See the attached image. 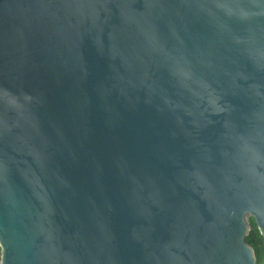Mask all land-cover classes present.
<instances>
[{
    "label": "water",
    "instance_id": "obj_1",
    "mask_svg": "<svg viewBox=\"0 0 264 264\" xmlns=\"http://www.w3.org/2000/svg\"><path fill=\"white\" fill-rule=\"evenodd\" d=\"M264 264V0H0V264Z\"/></svg>",
    "mask_w": 264,
    "mask_h": 264
},
{
    "label": "trees",
    "instance_id": "obj_2",
    "mask_svg": "<svg viewBox=\"0 0 264 264\" xmlns=\"http://www.w3.org/2000/svg\"><path fill=\"white\" fill-rule=\"evenodd\" d=\"M249 232L244 237V242L248 244L254 253L255 264L262 262V239L256 229V226L251 218L248 220Z\"/></svg>",
    "mask_w": 264,
    "mask_h": 264
}]
</instances>
